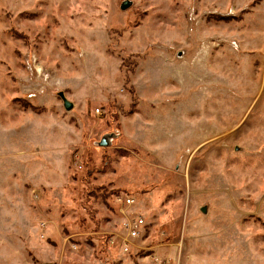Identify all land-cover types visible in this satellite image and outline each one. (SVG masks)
Returning <instances> with one entry per match:
<instances>
[{
	"label": "rangeland",
	"instance_id": "1",
	"mask_svg": "<svg viewBox=\"0 0 264 264\" xmlns=\"http://www.w3.org/2000/svg\"><path fill=\"white\" fill-rule=\"evenodd\" d=\"M147 49L191 66L198 59L211 95L187 102L174 137L175 105L163 102L152 107L163 110L150 116L157 129L142 130L144 117L125 127L144 114L132 79ZM149 72L135 76L148 101L176 96L175 82L148 85ZM195 118L209 129L198 141ZM43 159L58 177L36 186L24 167L42 173L35 162ZM0 161V182L16 183L46 226L55 224L54 245L84 242L107 254L125 223L141 217L144 237L130 255L179 245L196 264H264V0H0ZM126 197L134 204L117 200Z\"/></svg>",
	"mask_w": 264,
	"mask_h": 264
},
{
	"label": "crops",
	"instance_id": "2",
	"mask_svg": "<svg viewBox=\"0 0 264 264\" xmlns=\"http://www.w3.org/2000/svg\"><path fill=\"white\" fill-rule=\"evenodd\" d=\"M145 51H151L149 52L147 61H142L141 63H138V68L133 76V85L136 87L138 95L140 97V103L139 106L141 109H143L142 105H144V114L142 113H135L132 116L128 117L127 121L125 122L127 125L125 127L132 128L137 123L139 119L144 117L146 120V123L142 126V130L144 127L147 128V131L152 129H157L155 126H153V120L150 119V116L156 117L158 116L159 112L162 111L161 109H158L156 111L153 104H160V102L165 103L164 106L167 104L171 105H179L176 106L178 109L175 110V106L169 111V128L172 129L170 131L169 136L174 137L176 134H181V129L178 130L175 128L176 124H174L172 121H179V125L181 124H187V120L182 121V111L183 108L187 110L184 106L188 103H199L200 100H207L211 95L208 96V93L205 91V83L203 81L204 76L198 75L199 71V61L198 59L192 60L194 63L192 66L189 65V61L183 62L182 60H177L174 52L162 50V49H147ZM140 54V53H138ZM181 52L177 54V56L180 55ZM191 62V63H192ZM146 63V66H145ZM161 67V69L164 68H179V72L173 74V76H164L161 78H157L155 76H152L150 74L151 69L158 70ZM180 67L182 68V71L180 70ZM147 68L148 70V76L147 79L143 80H149L148 85L157 84L156 81L158 79L159 82L164 81L163 86H165L168 83L175 82L173 85V88L175 91L173 92L174 97H169L170 95L165 94L163 97L158 94V91H156V97L150 98L149 101L148 98H145L142 94V91H144V88L141 84H139L140 76H138L135 80L136 74L141 69ZM197 68V72H196ZM197 73V74H196ZM161 73H159L160 75ZM192 74V80L195 81V83H192L190 86H188V75ZM198 75V76H197ZM153 82V83H151ZM201 82V83H200ZM138 86H137V85ZM202 84V85H201ZM140 85V86H139ZM213 87V83L210 84ZM153 89H155L154 85L152 86ZM197 89L193 95L192 89ZM189 89V91H186V94L183 96V92L185 93V90ZM116 91V90H114ZM192 91V92H191ZM191 92V98L188 99L187 95ZM193 95V96H192ZM184 99L186 101H184ZM155 105V106H156ZM163 107V106H162ZM164 109V108H163ZM146 110H151L150 113H145ZM175 114V116H173ZM136 117H139L136 122H130L135 119ZM161 119V118H159ZM176 119V120H175ZM196 119V118H195ZM206 119V118H205ZM197 120V119H196ZM214 119H206V122L213 121ZM194 125H195V121ZM157 123V122H155ZM198 127H195V129L190 132L191 130L187 129L188 132H190L195 138L198 139L204 137L205 130L202 127L203 122H201L199 119L197 120ZM132 126V127H131ZM139 130V131H142ZM162 131L161 133L166 132V129H159ZM213 130V129H212ZM213 133V132H212ZM149 136L151 137V133H149ZM22 155V154H21ZM18 159V158H15ZM17 161V160H15ZM1 162V161H0ZM4 165L9 164L8 161H3ZM51 163V165L54 167L53 161H36L35 164H38V169L41 167L46 168L45 171L42 173L38 170L33 175L31 172H28V168H31L28 166V164H25V171L23 175H26L29 179H31V183L36 186L43 185L41 182H48L52 184V181L54 180V175L58 177V174L56 172L53 173L48 171V164ZM56 165V164H55ZM56 169H59V167L56 165ZM42 174V175H41ZM41 175V176H39ZM39 176V177H38ZM55 177V178H56ZM1 180V178H0ZM8 184L9 189L1 190V188ZM16 183H13L10 179L9 182L7 181H1L0 182V256L3 255H11L13 254L14 257V264H160L154 261V257L158 258L159 260L167 259L171 260L173 264H196L195 257L191 254L189 256L182 254L180 250V246H163V245H157L151 247L150 251L152 254H150L149 257H139L134 256V254H124L123 253V246L122 241L119 240L118 242H115L116 239H111L108 243L109 246L107 247L108 252L107 254H98L96 253L95 247L90 244H82L79 245H72L71 247H67L64 245V242L60 244H52L47 239L51 237L54 225L46 226V222H43V217L40 218V215L43 216L40 212L35 211L34 209H30L29 207V201H31V196L26 191L22 192V190H19L18 192H14V187ZM219 197L220 195H217ZM33 197V196H32ZM224 197V195H223ZM35 198V197H34ZM37 200L39 199L36 198ZM36 200V201H37ZM43 213V212H42ZM40 218V219H39ZM19 233L22 234L19 235ZM121 241V242H120ZM119 244V246H118ZM117 245V246H114ZM134 245L132 244V247ZM186 248H189V246H186ZM106 250V249H104ZM175 259V262L173 260Z\"/></svg>",
	"mask_w": 264,
	"mask_h": 264
},
{
	"label": "built area",
	"instance_id": "3",
	"mask_svg": "<svg viewBox=\"0 0 264 264\" xmlns=\"http://www.w3.org/2000/svg\"><path fill=\"white\" fill-rule=\"evenodd\" d=\"M117 200L118 202H121L127 206H131L134 204V200L129 197H126L125 199L119 198ZM143 226H144V221L141 219V217H136L133 220L125 223V226H124L125 232L121 238L123 252L129 253L133 240H137V239L144 237L141 234V227ZM162 263L169 264V262L166 260H164Z\"/></svg>",
	"mask_w": 264,
	"mask_h": 264
},
{
	"label": "water",
	"instance_id": "4",
	"mask_svg": "<svg viewBox=\"0 0 264 264\" xmlns=\"http://www.w3.org/2000/svg\"><path fill=\"white\" fill-rule=\"evenodd\" d=\"M125 8H126V6H125ZM64 103H65V107L67 110L72 109V104L70 102H68L65 98H64Z\"/></svg>",
	"mask_w": 264,
	"mask_h": 264
}]
</instances>
